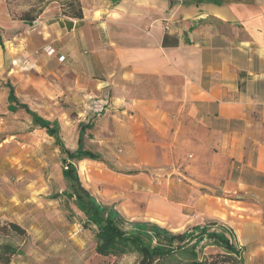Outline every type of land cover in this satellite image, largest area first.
Returning <instances> with one entry per match:
<instances>
[{
    "label": "crops",
    "instance_id": "1",
    "mask_svg": "<svg viewBox=\"0 0 264 264\" xmlns=\"http://www.w3.org/2000/svg\"><path fill=\"white\" fill-rule=\"evenodd\" d=\"M80 1L81 19L44 13L26 50L81 118L69 150L88 125L85 149L137 172L85 159L103 174L86 189L170 231L216 223L264 264V0Z\"/></svg>",
    "mask_w": 264,
    "mask_h": 264
},
{
    "label": "rangeland",
    "instance_id": "2",
    "mask_svg": "<svg viewBox=\"0 0 264 264\" xmlns=\"http://www.w3.org/2000/svg\"><path fill=\"white\" fill-rule=\"evenodd\" d=\"M69 1L0 0V223H15L25 230L24 236H0V243L9 242L22 252L14 256L10 264H136L135 254L102 258L95 253V228H84V216L72 201L61 195L67 188L61 176L62 156L53 138L33 125L30 117L22 110H7V85H10L17 100L26 104L31 111L50 121L60 119L63 125L60 135L65 147L70 149V134L74 131L76 120L81 118L72 112V101L67 93L61 92V85L52 81L49 65L37 53L26 50L36 38V31L33 30L35 22L44 13H67ZM119 1L113 0L112 4L116 5ZM31 9L39 12L37 20L31 25L26 24L22 32L19 31L21 35L17 40L12 35V29H19L24 24L17 19L18 14ZM10 40L22 46L24 51L16 53ZM7 51L13 57H9ZM105 163L113 174L136 172H123L112 163ZM76 166L85 187L91 182L86 173L103 175L99 171L102 168L85 164ZM148 170L142 169V173L149 174ZM98 189L103 197L110 192L101 188V184ZM110 199L117 198L112 196ZM118 199L121 201H112L113 204L102 202L100 197L96 200L104 205H114L126 221H135L127 216L134 212L133 208L129 205L124 208L122 199ZM174 222L166 227L172 229V232H183L192 227L190 224L194 220L182 222L179 215H176ZM205 243L209 242L204 241L203 245ZM217 251L219 249L216 247L206 245L202 255ZM243 258L244 264H256L251 256L245 255Z\"/></svg>",
    "mask_w": 264,
    "mask_h": 264
},
{
    "label": "trees",
    "instance_id": "3",
    "mask_svg": "<svg viewBox=\"0 0 264 264\" xmlns=\"http://www.w3.org/2000/svg\"><path fill=\"white\" fill-rule=\"evenodd\" d=\"M69 2V11L62 16L81 19L82 8L79 0ZM34 12L33 9L22 11L17 19L31 25L39 15V12L33 14ZM7 88V110L9 112L22 110L30 117L33 125L43 129L53 138L54 144L58 147L62 156L61 176L67 188L61 195L72 201L84 216L82 222L84 228H95L94 250L99 257L135 254L136 264H244L242 249L236 246L232 235L216 223L192 226L183 232H172L152 222L126 221L114 205L108 206L98 202L82 184L76 166L85 159L106 164L99 154L83 147L82 136L84 130L89 128L88 125H80L78 146L71 151L65 147L60 138V126L57 120H46L31 111L26 104L17 100L12 86L7 85ZM11 234L24 236L25 230L15 223H0V236L7 237ZM204 241L209 243L203 245ZM206 245H212L219 251L203 256L202 250ZM21 254V250L13 244L0 243V264H10L14 256Z\"/></svg>",
    "mask_w": 264,
    "mask_h": 264
},
{
    "label": "built area",
    "instance_id": "4",
    "mask_svg": "<svg viewBox=\"0 0 264 264\" xmlns=\"http://www.w3.org/2000/svg\"><path fill=\"white\" fill-rule=\"evenodd\" d=\"M164 29H165V30H168V27H165Z\"/></svg>",
    "mask_w": 264,
    "mask_h": 264
}]
</instances>
